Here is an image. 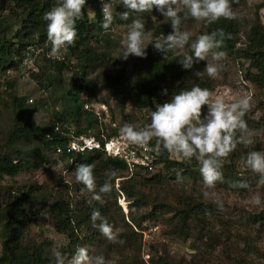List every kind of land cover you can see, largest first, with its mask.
I'll return each mask as SVG.
<instances>
[{"label":"trees","instance_id":"1","mask_svg":"<svg viewBox=\"0 0 264 264\" xmlns=\"http://www.w3.org/2000/svg\"><path fill=\"white\" fill-rule=\"evenodd\" d=\"M230 2L231 6L237 8L243 0H230ZM56 3L58 2L54 0H0V12L7 11L11 5L21 11L20 26L15 31L5 19L0 17V69L13 71L27 69L23 61L30 51L29 47L41 48L42 44L49 42L46 21L43 20V16ZM88 3L86 2L85 6ZM85 6L82 9V17L76 23L77 36L73 43L65 49V56L73 57L79 65L78 70H82V73L78 75L79 73L72 71L70 63L65 59H49L46 55L43 56L45 67L37 66L43 77L42 87L48 89L57 86L60 104H62L60 113L63 112L59 115L61 121L52 123L48 128L35 126L31 121L34 108L32 109L26 104L24 97L14 96L13 98V124L8 133L4 151L0 152V264H56L55 254L51 251V241L44 239L39 243H30L25 239L30 223L27 215L28 211L32 210L44 212L49 216L54 231L66 238L67 245L64 251L69 254H74L78 247L102 242L104 235L91 221L92 212L99 211L101 217L105 218L109 224L122 223L124 229L111 242V245L101 252L104 255V260H109L112 264H139V258L134 254H127L128 251L123 253L124 249L134 246H136L134 249L139 252L141 236L134 230L139 224L136 223V226L132 218L130 220L132 225L125 222L120 209L116 207V197H118L119 191L114 189L113 180L115 177L113 174L126 172V166L120 159L107 156L98 150L76 155L63 154L60 159L70 163L68 169L76 171L80 165H91L93 169L94 187L90 191L91 196H82L74 201L67 200L62 192L54 197H47L42 186L35 185L12 190L2 185L3 179H11L21 172L36 170L45 165L48 158L42 150L54 153L58 147L64 149V145L69 141L67 114L74 121L72 124L76 126V128H71L74 137L88 135L97 125L94 113L85 109L84 105L92 101L95 91V84L86 79V69L93 68L101 62V58L95 55V51L88 42L92 30L101 28L102 20L97 11L96 22L92 23L86 14ZM119 13L122 12L113 15V21L116 24L126 25L131 22L130 12H128L127 20H121ZM242 27H248L247 37L244 46L238 47V35ZM216 29H223L228 34L224 46L220 50L247 62L249 69L245 72V79L259 91H264V25L260 23L256 15L249 23L240 21L239 17L235 15L233 19L220 18L216 22L208 23L205 33ZM155 34L154 36L163 34L167 37L170 35V31L168 28L160 26L155 30ZM154 43L151 42L148 45L152 55L150 54L144 65L140 67L136 74L137 80L132 83L130 88L125 84L127 78L121 73L115 76L105 75V90L118 108L123 109L125 103L130 102L136 110L151 109L154 111L157 104L167 102L173 94L182 90H189L196 85L201 88H211L206 83L207 79L204 76L194 77L196 73H202L203 60L194 58L192 67L184 69L180 63L183 57L171 60L169 57L172 48L161 53L153 48ZM156 54L162 58L154 57ZM191 54L190 47L187 55ZM36 55L33 53L30 55L32 63L36 62ZM70 70L73 73L68 78V83H63L59 79L60 76L63 72ZM31 75L32 77L38 76L34 72ZM166 79L170 80V85L160 86L158 84ZM189 80L193 81L190 83ZM165 88L168 92L167 95L162 94V89ZM244 119L250 126L251 121L245 116ZM117 131L113 129L111 134L106 136L116 135ZM235 135H244L250 139L246 129L243 132L237 130ZM33 139L39 141L40 146L33 147L28 154L16 149V144L31 143ZM148 145L157 149L155 138L149 141ZM250 145L245 146L238 143L232 152L222 158L223 177L216 182V185H222L238 194L250 192L260 185L264 186V183L260 182L259 174L246 169L241 162L248 152L259 151L258 146L254 150L248 147ZM154 153L156 155L155 165L156 167L160 166L161 170L179 172L178 175L184 177L185 180L202 181L199 165L195 160L183 162L170 159L166 151L163 154H157L158 149ZM33 158H36V161L32 160ZM142 169L133 171L130 177L137 176L139 173H148L147 171L143 172L145 169ZM160 179L161 176L158 173L143 179L142 183L146 182L152 185ZM105 185L109 186V190L101 191ZM85 191L89 190L85 187ZM120 192H124L128 201L136 204L133 201L136 197L134 189L128 181L122 182ZM97 196L99 199H96ZM180 205H182V209L174 211L173 215L177 219L176 226L181 229H186L187 224L195 223L194 221L204 224L205 218L216 215V213H212V209L201 202L185 199L181 201ZM133 207L134 205L130 204L129 216L132 214ZM153 214H147L144 219L152 217ZM248 221L249 225L257 224L264 228V214L253 215ZM96 223L98 224L99 221ZM115 255H117L116 258ZM157 263L170 264L161 258L157 260Z\"/></svg>","mask_w":264,"mask_h":264},{"label":"rangeland","instance_id":"2","mask_svg":"<svg viewBox=\"0 0 264 264\" xmlns=\"http://www.w3.org/2000/svg\"><path fill=\"white\" fill-rule=\"evenodd\" d=\"M54 1L58 2V0ZM87 2L89 3L85 6V11L89 20L92 23L96 22L97 11L102 20L100 0H87ZM105 2L112 4L113 15L127 11L131 13L132 20L126 25H118L113 21L108 30L102 28L92 30L88 44L95 51V55L101 58V62L93 68L86 69V79L95 84L92 101L88 105H84L85 109L94 113L97 121V125L88 134L90 136H98L100 132L108 135L113 129L118 130V133L125 124L142 130L150 123L147 111L134 109L130 102H126L123 109L114 104V100L105 90V75L115 76L121 73L127 78L125 84L130 88L132 83L137 80L136 74L140 67L144 65L151 54L148 45L151 42L163 43L166 41L163 34L154 36L156 35L155 30L163 26L169 29L170 34H173L171 18L165 17L155 7L145 12H136L124 8L120 0H105ZM263 5L264 0H243L240 6L237 8L231 6V8L240 21L249 23L256 15L260 23L264 25ZM173 7L176 8L177 16L180 19L177 31L190 33L189 40L183 47L172 48L169 58L176 60L187 55L192 42L199 35L205 33L208 23L192 18L187 10L180 6L179 0ZM0 17L11 25L13 31L18 30L21 19V11L18 8L11 5L7 11L0 12ZM134 20H140L144 24L143 42L146 56L141 58L130 55L127 60H124L121 58V51L126 46L127 32ZM247 31L248 27L241 28L237 41L238 47L244 46ZM41 49L35 57L36 62L28 63L25 66L26 70L0 69V152L4 151L8 133L13 124L14 96L26 98V104L32 109L34 108L31 121L35 126L48 128L52 123L61 121L59 115L63 112L60 113L62 104H60L57 86L44 89L42 87L43 77L37 68L38 65L42 68L45 67L44 55L49 59H65L70 63L72 71H76L79 73L78 75L82 73V70H78L79 65L76 60L73 57L65 56V49L53 53L50 42L42 44ZM155 56L162 58L157 54ZM209 62L219 65L215 77H209L204 72L205 64ZM203 63L200 75L207 79L206 83L211 87L209 91L212 93L213 99L219 97L226 103L237 102L242 97L250 99V108L245 117L251 121L246 130L247 136L253 143L248 147L255 150L258 146L259 151H264V91H259L245 79V72L249 69L248 63L233 54H226L219 61H213L209 54ZM72 71L63 72L59 79L63 83H68ZM32 72L37 73L38 76L32 77ZM197 76L196 73L194 77L197 78ZM192 81L189 80L190 83ZM170 83V80L166 79L158 84L165 86ZM66 117L68 118V127L76 128L68 114ZM38 142L36 139H33L31 143L21 142L16 144V149L28 154L30 149L40 146ZM42 151L48 158L45 165L36 170L21 172L11 179H3L2 185L12 190L35 185L42 186L47 197H54L62 192L69 201H74L82 196H91L92 189L86 192L85 186L75 178L76 171L68 169L70 163L66 160L58 161L60 158H57L53 152ZM169 157L178 160L174 155L169 154ZM32 160L36 161V158ZM158 173L161 176L159 181L152 185L146 182L142 183L143 179ZM178 174L179 172L161 170L160 166L155 168L154 173H139L132 177L126 172L113 174L115 177L113 180L114 189L119 191L118 197H116V207L120 209L125 222L132 225L130 221L132 218L135 225L139 224L134 230L141 236L139 252L134 249L136 248L134 246L124 249L123 253L128 251L127 254H134L139 258V264H159L157 263L159 258L170 264H264V228L257 224L249 225L248 221L253 215L264 214V207H258L252 203V199L256 195L264 198V186L260 185L250 192L238 194L222 185L206 188L202 181L194 182L185 179L177 181L175 177ZM124 181H128L129 185L133 187L136 195L133 201L136 204L128 201L125 193L120 192L121 184ZM185 199L207 205L216 215L205 218L204 224L194 221L195 223H188L186 229L178 228L176 226L177 219L173 213L182 209L180 204ZM130 204L134 205L131 216H129ZM152 213H154L152 217L144 219L147 214ZM27 216L30 223L25 239L28 242L39 243L44 239L49 240L52 242L51 251L54 254L60 251L67 258L71 257L72 254L64 251L67 245L66 238L54 231L46 213L32 210L28 211ZM171 218L173 221L170 222ZM112 228L111 239L104 236L102 242L85 247L89 257H104L101 252L111 245L117 235L124 230L122 223L113 224ZM112 251H114L113 248ZM114 257L116 258L117 255ZM106 264L112 263L106 260Z\"/></svg>","mask_w":264,"mask_h":264},{"label":"clouds","instance_id":"3","mask_svg":"<svg viewBox=\"0 0 264 264\" xmlns=\"http://www.w3.org/2000/svg\"><path fill=\"white\" fill-rule=\"evenodd\" d=\"M86 2L87 0H58V3L44 14L47 39L52 45L53 53L66 49L73 43L77 36L76 23L82 17V9ZM120 3L124 8L136 12H145L155 7L165 17L171 18L173 34L166 37L164 44L155 42L153 44L155 50L164 53L173 47H183L189 40V32L177 31L180 19L176 8L173 7L177 4V0H120ZM179 4L192 18L209 24L220 18L235 17L230 0H179ZM101 12L100 27L108 30L114 19L112 4L101 0ZM128 15L129 13L125 11L119 13V18L127 20ZM227 35L223 29L199 35L191 44L192 54L185 55L180 61L183 68H191L194 58L207 60L209 54L213 61L224 58L226 52L220 49L224 46ZM143 36L144 24L140 20H134L127 32L126 46L121 51L122 59L127 60L130 55L141 58L146 56ZM218 69L219 65L209 62L205 64L204 72L209 77H215ZM197 75L199 76L200 73ZM162 94H168L166 88L162 89ZM249 108L248 97H242L237 102L226 103L219 97L213 99L209 89L196 85L189 90L173 94L167 102L157 104L154 111L147 110L150 123L142 130L125 124L120 129V134L127 141L144 146L155 138L157 154H163L166 151L183 162L195 160L199 165L203 185L206 188H214L216 182L223 177L222 158L232 152L238 143L245 146L253 143L244 135H235L237 130L243 132L247 129L248 125L244 116ZM241 162L246 169L259 174L260 182L264 183V151H250ZM75 178L88 190L94 187L91 165H80L76 169ZM176 179L182 181L185 178L177 175ZM108 190V185L101 189V191ZM96 199H99V196ZM252 203L258 207H264V198L256 195ZM91 221L101 234L108 239L112 238V225L101 217L99 211L92 212ZM96 221L99 223L97 224ZM55 257L56 264H106L103 257H89L85 247H78L70 258L62 255L60 251L55 253Z\"/></svg>","mask_w":264,"mask_h":264},{"label":"built area","instance_id":"4","mask_svg":"<svg viewBox=\"0 0 264 264\" xmlns=\"http://www.w3.org/2000/svg\"><path fill=\"white\" fill-rule=\"evenodd\" d=\"M28 50L30 51L26 54L23 61L24 66L28 63L31 64L30 55L32 53L36 55L42 49L29 47ZM93 150H99L107 156L120 159L125 164L126 172L129 176L132 175L133 171L140 170V168L145 169H142L143 172L147 171L153 173L155 171L156 155L154 152H156L157 149L151 148L149 145L144 146L127 141L120 134V131L116 135L110 137H107L102 132H100L98 136L80 135L74 137L72 129L69 128V141L64 145V149L61 147L56 148L54 154L57 158H60L63 154L76 155ZM60 160L62 159L58 161Z\"/></svg>","mask_w":264,"mask_h":264}]
</instances>
